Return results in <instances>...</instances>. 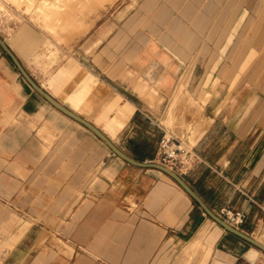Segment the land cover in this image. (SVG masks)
<instances>
[{"label":"crops","instance_id":"crops-1","mask_svg":"<svg viewBox=\"0 0 264 264\" xmlns=\"http://www.w3.org/2000/svg\"><path fill=\"white\" fill-rule=\"evenodd\" d=\"M226 2L216 0L193 18L195 32L177 34L181 45L175 51L162 38L153 40L139 26L138 16L127 26L120 25L121 32L114 29L107 46L102 47L100 40L94 53L84 50L91 68L65 56L53 71L41 76L35 63H49L51 55L18 53L3 40L54 100L94 125L128 157L151 162L164 134L175 129L183 134L188 129L185 120L176 117L177 103H193L192 96L200 92L209 97L205 84L215 90L220 78H231L235 86L250 66L256 87L261 86L263 60L256 55L246 66L247 57L235 56V71H227L224 63L214 78L210 69L217 56L214 51L206 72L194 73L191 54L205 35L213 34L222 18L218 15L227 11ZM232 6L234 14L224 19L223 35L238 10L234 1ZM18 35L24 46L51 44L47 38H35L26 25ZM104 48L106 54H100ZM165 50L178 63L192 61L188 70H166L170 56ZM189 84L194 88L197 84L192 89L196 94L186 89ZM215 106L207 102L197 108L203 109V117L192 124L187 141L182 142L190 159L188 169L175 172L218 217L222 209L244 212L236 229L264 245V136L251 134L238 120L219 118L220 108ZM124 129L128 130L119 145L115 139ZM150 140L155 145L148 153L145 145ZM71 207L78 212L74 217L67 214ZM56 220L82 224L76 227L74 252L76 247L86 250L91 264H100L97 261L103 257L105 264H264L261 249L215 222L168 174L123 160L89 128L52 106L0 47V264H21L42 232L33 230L34 225ZM9 223L13 226L6 233L3 228ZM72 250L67 246V252ZM33 254L36 257L27 264H90L77 251L81 257L64 263H53L50 250Z\"/></svg>","mask_w":264,"mask_h":264},{"label":"rangeland","instance_id":"rangeland-1","mask_svg":"<svg viewBox=\"0 0 264 264\" xmlns=\"http://www.w3.org/2000/svg\"><path fill=\"white\" fill-rule=\"evenodd\" d=\"M232 1L235 5H238V10L233 18L234 20L228 26V34L223 35L224 19L227 14L229 19L234 14ZM214 3H216V0H0V37L14 47L18 53L24 51L26 52L24 54L29 56L37 52L47 53V56L55 55V57H47L48 60L52 59L53 62L35 63L37 66L35 70L42 76L53 71L59 65L57 60L64 59L65 56L77 58L91 68L89 61H86V56L95 52L96 43L101 40L104 41L102 47L107 46V38L114 29L117 30L116 33L121 32L117 29L118 27L121 28L122 24L127 26L129 22L137 19L138 16H141V25L138 23L139 26L146 29V31L148 30L149 35L154 36L153 40L154 38L157 39L156 37L162 38L164 44L170 43L169 49L175 51L181 45L177 34L180 35L184 31L186 33L188 29L195 32V28L191 23L193 18L197 17L200 12L205 13L206 8L213 6ZM222 5L223 3L220 5V14L222 13ZM225 8L228 13L224 10L222 15H218L222 18L217 20L213 34L210 37L205 35L199 43L200 46H196L191 54V56L195 55L196 67L194 66V73L199 75L206 72V63L214 51L217 56L213 68H210L214 78L217 77L218 70L224 63H227V71H235V56L237 58L243 56L244 59L247 57L243 64V66H246L251 58L256 55V58L259 57L263 60L261 71L264 72V0H227ZM22 25H26L27 30L35 38L50 40V46H24V41H20L22 38L18 35ZM174 30H176L175 33H173ZM207 32L208 30H206V34ZM156 33L158 34L156 35ZM86 48H89L88 54L84 51ZM183 51L187 50L183 47ZM106 52L107 49L104 48L100 54H106ZM169 52L166 51L170 59L169 62H165L164 68L169 71L186 72L192 61L178 63L176 57L171 56V52ZM227 54L229 62L226 60ZM259 65L260 63L256 66ZM250 68L242 73L241 81L235 86L230 84L231 78H220L215 90H211L208 83L205 84L204 82L205 91L211 92L209 97L200 92L196 98L194 95L192 96L193 103H177L175 105L176 110H174L176 117L179 116V119L185 120L188 129L183 134L175 129L173 132L169 131L167 135L169 133L176 135L180 140V144L186 142L192 124L203 117V109L198 111L197 108L200 104L208 102L212 106L216 105L215 108L219 106L220 109L217 112L219 118L238 120L243 127H248L251 130V134L264 136V75L261 86L256 87L257 77L250 76ZM194 86L195 84L192 86L189 84L186 89L192 91ZM194 90L192 93L196 94ZM213 113L215 112L213 111ZM127 130L124 129L120 133L118 138L115 139V143L122 145ZM152 133L157 135L155 131ZM196 133V130H194L193 136ZM148 144L149 146L146 144L145 148L149 151L148 153H151L155 144L151 140ZM182 150L187 151L184 148ZM151 162L156 163L155 161ZM67 214L74 217L78 212L71 207ZM11 225V223L5 224L4 232L10 231L13 226ZM40 226L45 228H40ZM78 226L80 227L82 224H78ZM23 227L21 232L24 229ZM76 227V223L72 226L69 223L57 220L46 224H35L33 230L40 229L42 232L36 238L31 253L25 254L20 263L27 264L28 261L33 260L34 256L36 257L33 254L34 251L50 250L53 263L73 262L81 257L76 254L77 251L87 257L85 263L89 262L91 264V261H89L90 255L85 252L86 250L76 247L74 252V243L77 239ZM71 233L72 235H70ZM24 235L20 238L21 244ZM62 235H67L69 238H63ZM67 246L73 248L71 254L66 251ZM120 257L122 258L121 255L116 256L117 259ZM106 261L103 257L97 262L105 264Z\"/></svg>","mask_w":264,"mask_h":264},{"label":"water","instance_id":"water-1","mask_svg":"<svg viewBox=\"0 0 264 264\" xmlns=\"http://www.w3.org/2000/svg\"><path fill=\"white\" fill-rule=\"evenodd\" d=\"M0 47L3 49V51L9 56V58L12 60L20 74L23 76V78L28 82V84L36 90L38 93H40L52 106L63 112L64 114L68 115L69 117L73 118L74 120L80 122L87 128H89L93 133H95L103 142L106 143V145L119 157H121L123 160L136 165L140 167H153L157 168L166 174H168L171 178H173L198 204L199 206L218 224H220L225 230L243 238L244 240L248 241L249 243L253 244L254 246L258 247L264 252V245L258 242L257 240L253 239L252 237L248 236L247 234L241 232L240 230L228 225L225 221H223L220 217H218L216 214H214L207 206L202 202V200L199 198V196L186 184V182L174 171L171 169L160 165L158 163L154 162H139L136 161L127 155H125L123 152H121L99 129H97L94 125L89 123L88 121L84 120L83 118L79 117L75 113L71 112L61 104H59L56 100H54L50 95H48L41 87L29 76V74L25 71L15 54L11 51L9 46L6 44V42L0 37Z\"/></svg>","mask_w":264,"mask_h":264},{"label":"built area","instance_id":"built-area-1","mask_svg":"<svg viewBox=\"0 0 264 264\" xmlns=\"http://www.w3.org/2000/svg\"><path fill=\"white\" fill-rule=\"evenodd\" d=\"M180 140L172 134H164L157 146L155 162L163 165L172 171L184 172L190 163L187 153L180 148ZM219 217L228 225L238 228L245 218L242 211L222 209Z\"/></svg>","mask_w":264,"mask_h":264},{"label":"bare ground","instance_id":"bare-ground-1","mask_svg":"<svg viewBox=\"0 0 264 264\" xmlns=\"http://www.w3.org/2000/svg\"><path fill=\"white\" fill-rule=\"evenodd\" d=\"M179 90H180V89H179ZM99 93H100V92H99ZM176 93H177V92H175V96L177 95ZM178 93H179V91H178ZM147 98H148V97H147ZM173 98H174V97H173ZM175 98H176V97H175ZM175 98H174V99H175ZM175 100H176V99H175ZM175 100H174V101H175ZM174 101H173V99H172V102H174ZM171 104H173V103H171ZM170 107H171V105H170ZM117 108H118V107H117ZM167 117H170V116H167ZM170 121H172V118H171ZM193 139H194V137H193ZM191 140H192V138H191ZM180 148L183 149V144H182V143H181V145H180ZM59 243H60V242H59ZM201 250H202V249H201ZM199 252H200V251H199ZM207 252H208V251H207ZM198 255L200 256V254H198ZM206 256H207V255H206ZM200 257H201V256H200ZM196 261H197V260H196ZM196 261H195V262H196ZM199 261H200V260H199ZM198 263H199V262H198Z\"/></svg>","mask_w":264,"mask_h":264}]
</instances>
